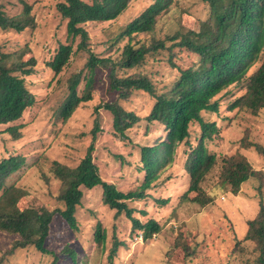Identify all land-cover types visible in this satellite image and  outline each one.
<instances>
[{"label":"trees","instance_id":"trees-1","mask_svg":"<svg viewBox=\"0 0 264 264\" xmlns=\"http://www.w3.org/2000/svg\"><path fill=\"white\" fill-rule=\"evenodd\" d=\"M130 2L58 1L57 10L66 21L67 43L57 48L47 65L57 76L60 75L76 54L73 53V42L77 38L80 39L76 45L78 52L89 54L84 68L87 72L81 70L68 80V95L59 109L65 119H69L83 102L88 103L97 95L93 92L94 76L102 67L109 71V90L115 98L100 101L94 112L103 108L112 114L115 137L122 141L129 139L127 131L143 120L149 126L153 123L163 126V138L159 135L135 144L140 154L136 171L144 173L140 187L124 192L103 178L93 157L100 131L97 117L90 132V143L76 165L52 161L51 170L59 182L57 205L53 209L37 197L29 198L30 193L25 187L10 182L26 158L20 154L4 157L0 160V232L11 236L12 240L1 252L0 264L26 248L52 254L51 264H58L60 255L46 247L53 219L59 215L77 231V211L82 206L85 191L96 187L101 188L104 207L115 212L114 218L129 222L131 237L140 232L142 239L152 238L161 229L159 222L154 218L140 220L134 215L136 208L130 207L128 201L145 199L148 191L169 180V176L161 177V171L182 145L185 146L183 168L189 174L182 200L194 193V197H190L193 202H202L203 206L211 203L214 198L204 183L212 174L218 177L217 182L223 190L233 194L239 193L241 185L251 178L259 180L258 191L262 192L264 172L254 169L242 153L217 155L209 149L207 142L214 141L213 133L218 132V127L216 122L206 121L203 112L217 114L220 99L216 97L226 88L242 86L243 82L244 92L231 103L230 110H249L255 115L264 111V0H200L206 6V14L198 18L196 26L186 29L182 25L175 33L163 37L156 34L158 23L169 12L173 0H156L126 25L121 35L128 39L116 56L101 57L90 50V36L85 25L116 21ZM32 8V3L24 1L19 14L0 13V29L17 33L33 30L36 21ZM150 32L149 38L136 40V36ZM180 54L190 64L176 62ZM164 57L169 76L162 78V86L143 69L151 58L159 60ZM37 61L28 45L9 52L0 49V126L9 125L0 133L8 132L13 139L20 138L21 126L10 124L24 117L37 100L26 82V77L34 73ZM162 70L157 71L161 73ZM137 97L147 105L144 114L126 106ZM195 123L200 126L201 134L194 145L190 129ZM240 146L253 147L264 157V146L251 141L248 134L240 139ZM123 147L127 148L126 144ZM117 156L123 163L124 155ZM157 201L162 206L169 202L168 199ZM259 204L256 215L247 221L245 235L234 246L237 264H264V200L260 199ZM142 214L146 215V212L142 211ZM95 229V240L104 249L106 232L101 223ZM176 244L182 247L187 257L195 253V248L181 238L176 239ZM120 245L123 243L115 239L109 259L115 257ZM64 253L75 257L71 249H65Z\"/></svg>","mask_w":264,"mask_h":264},{"label":"rangeland","instance_id":"rangeland-1","mask_svg":"<svg viewBox=\"0 0 264 264\" xmlns=\"http://www.w3.org/2000/svg\"><path fill=\"white\" fill-rule=\"evenodd\" d=\"M24 1L32 3L35 28L20 33L0 29L2 51H14L28 45L38 59L34 73L26 77L29 89L36 95V103L24 117L10 124L21 126L20 138L13 139L8 132L0 133V160L10 154H20L26 158L25 164L10 178V182L25 187L30 193L29 198L37 197L53 209L57 205L59 182L51 170L52 161L76 165L90 143V132L97 117L100 131L95 140L93 157L103 178L115 183L124 192L138 189L144 173L136 171L140 154L135 144L159 135L163 138V126L158 123L149 126L143 120L127 131L129 139L122 141L115 137L112 114L103 108L94 112L100 101L107 102L115 98V94L109 90V71L102 67L96 70L94 76L93 92L97 95L92 101L83 102L69 119H65L59 109L68 95V80L81 70L87 72L84 68L89 54L78 52L76 45L80 39L77 38L73 42V53L76 54L72 55L70 64L57 76L47 62L62 43H67L66 21L57 10L60 0H0V13L17 15ZM155 1L131 0L128 9L116 21L87 23L90 50L101 57L116 56L128 39L121 35L126 25ZM205 14L206 6L200 0H173L169 12L159 21L156 34L160 37L171 35L182 25L186 29L194 28L198 18ZM151 35V32L138 35L136 40ZM175 60L190 64L181 54ZM159 69H163L161 73L157 71ZM143 71L162 86V78L169 76L165 57L159 60L151 58ZM244 85L245 82L242 86H230L216 97L220 99L217 114L203 112L204 119L216 122L218 127V132L213 133L214 141L207 142V145L217 155H233L239 151L254 169L264 172V157L253 147L240 146V139L246 134L251 141L264 146V111L255 115L249 110H230L231 103L244 92ZM126 106L137 113L144 114L147 111L146 103L138 97L126 103ZM7 126H0V131H4ZM190 130L191 141L195 145L201 134L200 126L195 123ZM184 150L185 146H180L166 167L162 171L159 169L161 177L169 176V180L148 191L145 199L128 201L130 207L136 208L134 215L140 220L154 218L159 222L161 229L158 233L148 240L142 239L140 232L131 237L129 222L116 220L115 212L102 204L101 188L86 190L82 206L77 211V231L72 230L59 215L53 219L46 247L60 255L58 264H237L236 255H233L234 246L245 235L247 221L256 215L260 199L264 200V185L262 193L258 191L259 180L251 178L241 185L239 193L233 194L223 190L217 182L218 177L212 174L204 183L205 189L214 198L211 203L203 206L202 202H193L190 197H194V193L182 200L181 196L189 181V174L183 168ZM118 154L124 155L123 163ZM157 199H168L169 202L162 206ZM99 223L107 235L104 249L95 240V228ZM180 238L195 248L192 256L187 257L182 247L176 244V239L179 241ZM115 239L123 245L118 247L115 257L109 259ZM11 240V236L0 232V254ZM65 249L74 251V259L64 253ZM52 261V254L26 248L19 250L4 264H51Z\"/></svg>","mask_w":264,"mask_h":264}]
</instances>
